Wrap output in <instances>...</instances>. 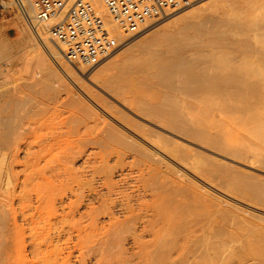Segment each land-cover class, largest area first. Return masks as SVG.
<instances>
[{
    "label": "bare ground",
    "instance_id": "6f19581e",
    "mask_svg": "<svg viewBox=\"0 0 264 264\" xmlns=\"http://www.w3.org/2000/svg\"><path fill=\"white\" fill-rule=\"evenodd\" d=\"M200 3L197 7H192L194 4L186 7L189 9L192 7L190 10L175 14L169 13L167 16L173 15L162 21L158 27L141 35L144 38L141 39L142 42L138 39V42H141L138 46L142 52H147L154 44L159 45L161 49L159 52L157 51V54L160 53L158 59L155 60L156 56L152 54L154 60L153 57H150L151 55L149 57L153 61L150 63L147 59L150 67L146 70H150L151 73L152 69L153 72L151 74L148 72V74L143 71L144 68L142 69L144 73L148 74L150 81L153 80L155 84L161 86L162 90L165 89V94L160 97V101L157 103H152L148 98V87H151L148 78H141L140 81L133 83L131 79L118 76L121 72V74L125 72L126 76L130 74L129 77L131 76V73L128 74L130 71L134 74L135 71L140 73V65L135 66V62L140 58L137 59L133 53L130 55L126 51V55L122 59L111 58L100 67V74L97 77H89L87 81L82 68L74 66L79 72L81 70L79 75L70 71L72 66H62L61 63L59 67L67 73L71 85L62 81L46 57L40 52L43 70L47 71L46 75L49 78L47 76V82L38 81L32 85V90L36 92L35 98L25 97L15 88L13 91H10V88H5L4 92L0 91V97L9 100L6 101V107L1 108L3 111L0 110V249H3V252L9 238L21 237V243L26 233L31 238L30 252H33L36 257L39 252L42 253L43 248L41 249V247L45 245V241L46 244L48 243L46 248H49V244H52V240H49L52 237V225L48 223L47 227L40 226V221L35 218L39 209L45 207L50 208V211L53 212L49 221L53 216L52 219L57 218L62 221H60L61 223H66L71 235L84 238L90 244H94L90 250L98 256L107 251H118L119 253H130V255H147L148 260L142 264H223L224 261L220 262V260L224 259V255L223 259H220L221 256L216 258L214 252L212 254L209 250L188 248L183 245L186 242L185 238L176 237L181 232L173 230V233H169L171 223L158 222L160 217L175 218L173 216H178L182 208H188L187 211H190L189 206L194 205L199 199L201 200L200 191H203V196H205V192H208L205 191L207 189L202 183L201 188L199 185H197L199 187L195 186L198 184L196 179L194 183H191L190 181L194 178L188 181L187 179H185L186 181L178 179L184 178L183 176H187L188 173L191 174L190 171H195V173L201 171L199 173H202V176L206 174V178L216 172L217 174L222 172L221 178L224 179L223 173L227 175L226 172L230 171L229 167L216 164L213 159L204 157L203 160L201 157V160L199 158L198 160L197 153L191 156L185 155L184 150L188 149H185V145L178 139L183 141L189 139L192 141L191 144L223 158L226 156L240 160L243 158V153L234 149L230 142H223V139L226 138L225 132L223 136V132L221 135H213L215 134L213 129L216 128L213 122L216 107L213 92H224L229 98V103L243 107L248 112V116L245 114L247 118H243L245 121L243 119L241 121L243 124L240 123L245 125L243 126V129L246 127L244 131L246 132L247 127L250 126L248 127L249 135L254 136L255 140L257 138L264 139V114H259L264 113L262 111L264 110V53H260L258 50L248 52L250 49H245L238 56L233 57L226 68L211 66V71L206 72L203 65L197 67L198 64L197 66L192 64L194 61L186 60L182 55L183 49L179 46L174 48L171 42L173 47L168 43L169 39L172 40L171 37L177 36L174 35L175 32L171 33L170 29H167L170 26L175 28V25L177 27L181 24V28L177 27L180 31L183 29L182 23L188 22V19L195 13L199 12L197 15L200 16L209 14L208 10L212 6H215V11L218 7L216 13L222 11L219 9L222 6L216 5L217 0L206 3L200 1ZM93 4L104 19L107 29L114 35L115 40L118 37L116 35H119L117 42H121L124 35L119 33L101 1L93 0ZM233 4L229 7H233ZM238 5H240L239 8L235 7L238 13L231 12L230 8L228 16H232V13L233 16L235 13L238 15L241 10L250 8L251 1L243 0V3H238ZM225 12L227 11L225 10ZM28 14L31 15V12ZM222 14L225 15L223 11ZM200 16H197L198 21H202ZM195 17L196 15L194 19ZM167 21L168 25L162 27L161 24ZM194 21L193 23L192 20L190 21L192 25L194 23L196 25L197 22ZM207 21L203 22L207 23ZM262 21H264V16L256 20L250 19L246 25L264 24ZM190 22L186 25H189ZM55 23L56 21H52L45 27L38 28V39L46 44L45 47L51 55L57 57L53 49L55 47L62 58L61 46L52 42L49 36L46 37L48 29ZM199 24L202 23L199 22ZM211 24L213 25V23ZM192 25L191 28L195 32L194 28H198V26L192 27ZM199 26L201 27V25ZM208 26L206 24L203 27L205 29ZM186 29L184 28V31ZM187 31L190 29L188 28ZM48 40L53 44L49 45ZM30 46L39 51L35 44ZM159 46L154 47L158 48ZM222 61L224 60L219 55L217 62L221 64ZM141 67L143 66L141 65ZM196 67L205 69V72L199 71ZM111 69L119 71L118 74L116 73L117 76H113L115 71L112 75ZM109 70H111V74L107 73ZM154 83L152 82V86ZM151 139L156 147L148 144ZM260 144L262 145L261 142ZM246 156L249 157V155ZM109 158H112V165L108 163ZM154 158H158V160L160 158L165 162L169 161L171 164L173 162L175 164L173 167L177 170L175 174L177 177L179 176L176 178L177 180L166 178L168 170L167 172L162 171ZM254 161L251 162L255 163ZM79 163L81 168L76 167ZM185 166L188 168L187 170L184 168ZM225 168L229 171H225ZM115 172L119 173L118 181L113 179ZM203 173L205 174L203 175ZM231 173L233 174V172ZM233 175L229 173L227 176ZM221 178L216 180L220 181ZM226 179L228 178L226 177ZM222 181L220 182L225 183ZM227 182L229 183V180ZM237 182L241 183L242 181L238 180ZM234 184L235 182L232 186ZM236 186L238 184L234 187ZM16 190H19L22 195H20L22 204L18 203L21 206H18L19 212L16 211V208L14 209L12 201L18 194ZM210 197L212 198L211 195ZM202 198L205 201L206 197ZM207 198H209L208 195ZM15 199L19 200L17 197ZM214 199L212 201H215ZM200 202L203 203V201ZM212 204L209 206L211 207ZM195 205L197 206V204ZM213 205L214 208H217L215 207L216 203ZM196 206L193 208L196 209ZM210 207L207 204L205 208ZM205 210L207 211V209ZM211 211L213 212V210ZM207 212L203 213V216H206ZM215 212H213V216ZM210 213L208 212L209 216L212 215ZM189 214L188 216H190ZM19 217L22 218L21 224L18 222ZM203 218L208 224L211 222L207 219L211 221L215 219L211 217L210 219L208 215L207 219ZM207 223L205 227L202 226L203 229L210 226ZM202 224L204 225V222ZM60 230H57L60 231L58 233H61L63 229ZM164 232L165 234H163ZM183 232L185 233L182 230ZM58 233L57 235H59ZM166 236H170V238L167 239ZM21 244L17 247L18 252L24 245L21 246ZM7 245L11 249L8 243ZM253 246H248V255L253 254ZM221 247L225 250V246ZM22 248L25 249V247ZM256 250L259 253L260 249H255L254 252ZM1 251L0 254L2 253L5 257L9 256ZM8 252L5 251V253ZM11 252L14 253V250ZM261 254L264 257V252ZM9 257L6 260L10 259L11 263L8 262L12 264ZM38 258L35 259L38 260ZM35 259L30 262L35 264ZM25 260L23 263L28 264V261ZM39 260L42 262L41 259ZM38 261H36L37 264H40Z\"/></svg>",
    "mask_w": 264,
    "mask_h": 264
},
{
    "label": "rangeland",
    "instance_id": "374dc122",
    "mask_svg": "<svg viewBox=\"0 0 264 264\" xmlns=\"http://www.w3.org/2000/svg\"><path fill=\"white\" fill-rule=\"evenodd\" d=\"M202 1L204 3H206V2L214 1V0H202ZM234 1H236V2H234ZM237 1L238 0H217L216 5L218 4L219 7L222 6L219 9L222 10L223 13H225V15L222 14V11H218V13H216L218 10L217 9L218 5L216 6L217 7L216 11L214 10L215 6L214 7L212 6V8H210V10H208L209 14L206 13L207 11L205 12L206 14L203 16L197 15L199 12L197 14L195 13V15H196L195 19H194L195 15L192 16L195 21L192 19V17L189 19L187 18L188 22L186 21V23L185 22L182 23L183 29H181V30L183 32L181 30L179 31V29H177V27L181 28V24H179V26H177V27L175 25V28H171L172 26H170V28H167V29H170L171 33L175 32L174 35H177V36L173 35L176 38L174 39V37L173 38L171 37L172 40L169 39V42H168L169 45L172 47L174 45V48L175 47L178 48V46H179L181 49H183L182 55H184V58H186V60L187 59H188V61L192 60L191 62L194 61V63H192V64L194 66H197V64H198L197 67H199V66L201 67V65H203L202 67H204L206 69V72L208 70L211 71V69H212L211 66H213V67L218 66V67L226 68L228 66V62L233 57L238 56L239 53L243 52L245 49L251 50V51L249 50L248 52H255L258 50L260 53H264V51H261V50H264V24L260 23V24H253L250 26L246 25V22H249L250 19L256 20V19H259L262 16H264V7H262V5H264V0H249V1H251V7L244 9V10H241V12L238 15H237V13H238L237 10H235V9L239 8L240 5H238V3L242 4L243 0H239L238 2ZM233 3L234 4L237 3V4L234 5ZM200 4L201 3L199 1V3H195L192 7H197ZM232 4H233V7H229ZM192 7H190V9ZM235 7H237V8H235ZM232 8H233V10H232ZM188 9L189 8H184V10L182 9L178 12H174L173 14L179 13L181 11L183 12V11H186ZM228 9H230L231 12L233 11V12H237V13H235L234 16H233V13L232 14L230 13L232 16H228V14H229ZM225 10L227 12H225ZM213 11H215V13H213ZM173 14H171V15H173ZM200 14L202 15V13H200ZM171 15L166 16L161 21L150 25L149 27H147V29H145L141 34H139L137 36H129V35L125 36L124 35L121 42H116L117 50L109 58H107L105 61H103V62H101V63H99L93 67L78 66V68L80 67L84 70V71L82 70L84 72V73L83 72L82 73L85 74L84 76L86 77V81H87V78H89V77H92V78L97 77L100 74V67L104 63H106L108 60H110L111 58L114 57L115 60H120L126 55V52L127 53L129 52L130 55H131V53H133L135 58L136 57H137V59L140 58L137 61L135 60L136 62L133 61L136 63V65H135L136 67L140 65L139 66L140 73H138L139 72L138 70H137L138 72L135 71V74L132 71H130V72H128V74L131 73V76L129 77L130 74L126 76L125 72H123L125 75L121 74L122 73L121 72V73H119L120 75H118V76L119 77L124 76L123 77L124 79H126V78L131 79L133 81V83L140 81L141 78H148V83L151 84V87H148V98H150L152 103L159 102L160 97H162L165 94V89L163 88V90H164L163 91L161 86L155 84L153 80H151L154 83L152 86V82L149 80L150 78L148 77L150 70L147 71L146 69H148V67H150L149 64L154 60L153 56H156L155 60H156V58L157 59L159 58L160 53L157 54V51L159 52L161 50L160 46L157 44H154V46H159L158 47L159 49L152 46V47H150V50H148L147 52H142L139 49L138 45L144 39V38H142L143 36H141L142 34L147 33L150 29L152 30V29L158 27L162 21L166 20ZM235 15H237V16H235ZM197 16H200V18L202 17L201 18L202 21H198L199 19ZM203 17H204V19H203ZM190 19L192 20V23L194 21V22H197L198 25H197V23H196V25H194L195 23L192 25V23L190 22L191 21ZM206 20H208L207 23L203 22ZM189 22L192 25V27L198 26V28H194V30H196L195 32L197 34L193 31L190 24H189L190 27H189V25H186ZM199 22H201L202 24L206 23L207 25H209L208 28L206 27L205 28L206 30H205L204 27L206 24L202 25V24H199ZM165 23L161 24V25H163L162 27H166L168 25L167 24L168 21ZM211 23H213V25ZM262 23H264V21H262ZM183 25H184V27H183ZM199 25H201V27ZM186 26H187V29H186ZM184 28L186 29L185 30L186 32L184 31ZM188 28L190 29V31H187ZM171 29H172V31H171ZM197 29H198V32H197ZM191 30H192V32H191ZM180 32H181V34H180ZM179 34H180V36H178ZM219 34L223 35L222 36L223 38ZM227 34H229V35H227ZM116 36H118L117 37V39H118L119 35H116ZM218 36H220L221 38ZM255 36L257 38H254ZM29 37H30V39H29ZM46 37L48 38V35H46ZM117 39H116V41H117ZM138 39L141 42H138L139 41ZM226 39L229 41H227ZM173 40L176 41V43H174ZM178 40H180V41H178ZM48 42H50L49 45L53 44V43L51 44V41H49V40H48ZM170 42L173 45L170 44ZM32 44H35L36 47L39 49V51L35 47L33 48L32 46H30ZM177 44H179V45H177ZM181 45H183V46H181ZM45 46H46V44L42 43V41L35 38L33 36V34L30 32V30H28V28L25 26V24L21 20L19 14L15 8L13 1L12 0H0V83H1L0 87H1V85L4 84L3 87L0 88V91L4 92L5 88H10V91H13L15 88L18 91H20V93L22 95H24L25 97L35 98L36 92L32 90V88H31L32 85L36 84L38 81L47 82V76H48V75H46L47 71L43 70V64L41 63L42 58L39 56L40 52H42L44 57H46V59L49 61L50 65H52V67L54 68V70L56 71L58 76L62 79V81L67 85H71V83H70V81L66 75L67 73L65 71H62L60 69L59 65L61 66V63H62V66H67V67L72 66V68H70V71H72V72L74 71V72L78 73L79 75H80L81 70L79 72V70L75 69L73 65L65 62L63 60V58L60 57L59 52L55 47L54 48L52 47V48L54 49V52L56 53L57 57H54L53 55H51V53H49L47 51ZM218 48H220V49H218ZM152 50H154V51H152ZM151 51H152V53H151ZM153 52H154V54H153ZM155 53H156V55H155ZM222 54L225 56H223ZM219 55H220V58H222L224 60V61H222L221 64H219L217 62V58H219ZM141 56H142V58H141ZM149 56L153 57V60H151L152 58L150 59ZM147 59L150 61V63H147V62H149ZM139 62L143 63V64H140ZM137 64H139V65H137ZM144 64H145V67H144ZM141 65L143 67H141ZM210 67H211V69H210ZM143 68H144V70H143L144 72H147V73L149 72V73L148 74L144 73L142 71ZM114 69L113 70L111 69L112 75H113V72L115 71L113 76H115L116 73L118 74V72H119L117 69L116 70H114ZM197 69L201 72H205V69L204 70H202L201 68H197ZM111 70H109L107 73L110 72L109 74H111ZM152 72H153V70L151 69V73ZM48 78H49V76H48ZM2 81H3V83H2ZM5 84H7V85L5 86ZM160 88H161V90H160ZM101 90L105 91L104 89H101ZM154 91H155V93H154ZM156 93L158 96L161 95V93H162V95L159 97L158 96L156 97ZM151 94L153 95V97L151 96ZM212 95H213V99L216 103V107L214 110V119H213V122L215 123L216 128L213 129L214 130L213 132L215 133L213 135H217V134L221 135V133L223 132L222 133V136H223L224 132H225L227 139L224 138V139H226V140H224L222 138L223 142L224 141L230 142L231 146L234 149L240 151L241 154L243 153L242 154L243 158H241V160L229 158L227 156H226V158L225 157L223 158L219 155H214L213 153L205 150L204 148H201L197 145L191 144L192 141L191 140L189 141V139H187L188 142H187V140L186 141H183L181 139H178V140H179V142H182L183 145H185L184 146L185 149H188V150H184L185 155L188 154L189 156H191L194 154L196 155V153H197V156H196L197 159L198 158L200 159L201 157L203 158V160H204V157L207 159H213V160H215L216 164H221V165H224L225 167H229L228 169H230V171L227 168H225L226 169L225 171H229V172H226L227 175L230 173V175L234 174L236 176L233 175L230 177V176H227L225 173H223V176L225 175L224 179H226V177L228 178V179H226V181H224V179L221 178L222 172H219L220 174L218 173L220 176L217 174V172L215 173L217 176L215 174H211V175L207 174V175H209V176H207L209 178H206L205 173H203V175L205 174L204 176L201 175L202 173H199L201 171H197L196 173H195V171H190V173L192 175L188 173L187 176H183L184 178L178 179V180L186 181L185 179H187V181H188V180H191L194 178L190 182L194 183V180L196 179L195 181L198 184H195V186H197V185L200 186L202 183L205 186V188L207 189L205 191H208V192H205V196H203L204 195L202 193L203 191L202 192L200 191L202 196L200 197L201 200L200 199L199 200L203 201V203L198 200L197 202H195V204H197L198 207L195 204L190 205L189 206L190 211H187L188 208L187 209L182 208L178 214V216H179L181 213V215L179 217L177 215H176L177 217L173 216L175 218H168V217L162 218V217H160L158 222L171 223L169 233H173V230H175L177 232H181V233H178V235L179 234L180 235L179 236L177 235L176 237H178L179 239L185 238L186 242L184 241L185 244H183V245L188 246V248H192L193 250H209L210 253H212V254L214 252V254L216 255V258H218V257L220 258V256L222 257L224 255V259H223V257L220 258V259H223V260H220V262L224 261V262H222L223 264H264V257H262V254H261L262 252H264V246H261V245H264V244H261L262 242H264V239H262V238H264V168H262V167H264V162H262V161H264V139L260 140L261 138L259 139L256 137L257 139L255 140L254 136L252 137V135H249L248 127H250V126H248V125H246V126H248L247 131L246 132L244 131V129H246V127H244V129H243V126H245V125H241L240 123H242L241 121H243L245 119V117H246L245 114H247V116H248V112L245 109H243V107H239L237 105L235 106V103H232V104H231V102L229 103L228 102L229 98H228L227 94L224 92L217 91V92H213ZM151 97H152V99H151ZM0 100L2 102L5 101L3 103L0 101V110H2L1 108L4 109L7 105L6 101H9V100L7 98L2 99V97H0ZM187 102H188V100H187ZM262 111H264V110H262ZM259 114H264V113H259ZM246 135L249 136L250 138H253V139L251 140ZM151 140H152V142H149ZM151 140L148 141V144L156 147L153 144V139H151ZM260 142L262 143V145L260 144ZM244 152L245 153L247 152V153L245 154ZM245 155H249V157L248 156L245 157ZM254 158H255V161H254ZM111 159L112 158L108 159V163L110 165H112ZM170 159H172L173 161H175L176 163L179 164V162H177L175 159H173L171 157H170ZM154 160L158 163L157 166L160 167L162 169V171L164 170V172H167V170H168V173H166V175H165L166 178H171V179L173 178V179L177 180L176 178H178L179 176L177 177V174H175L177 170L174 169L173 166L175 164L173 162L171 164V163H169V161L165 162V160H161L160 158H159V160H158V158H154ZM251 161H254L255 163H253ZM76 167L81 168V164L80 163L77 164ZM184 168H186V166ZM187 169L188 168H186V170ZM231 172H233V174ZM170 174H172V175L170 176ZM193 175H194V177H193ZM212 175H215V176H212ZM118 176H119V173H117V172H115L113 174L114 181H118L120 179ZM167 176H170V177H167ZM210 177L212 179L215 177V179L212 180ZM234 177H236L234 180H237V181L241 180L242 181L241 183L243 185L237 181H234L233 180ZM218 178H221L223 181L222 180H220V181L225 182V183H221L220 181H218L219 180ZM230 178H232L231 179V181L233 180L232 182L230 181ZM216 179H218V180H216ZM228 180H229V183L233 184L235 182V184L233 186H232V184L230 185L227 182ZM226 183H227V186H226ZM236 183L238 184V186L234 187L235 185H237ZM254 185H255V188H254ZM199 186H197V187H199ZM237 187H238V189H237ZM200 188H201V186H200ZM16 193H18V194H16ZM16 193L15 194L17 196L16 195L15 196L17 198H19V200L15 199L16 197L12 196V197H14L12 201L14 204V209L16 208V211H18V210H20L19 207H21L20 205L22 204V201H21L22 195H21L19 190H16ZM207 195L209 198H207ZM210 195L212 196V198L210 197ZM202 197H206L208 199L207 200L205 198V201L207 200L206 203L209 202V203H207L208 207H210L209 205L211 203H213V204L216 203L215 207H217V208H214L213 204L210 208H205L207 206V204L205 203V201L203 200ZM214 197H216V198L214 199ZM213 199L215 201H212ZM195 206H196V209L193 208ZM199 206H200L201 210L199 209ZM203 206H204V208L202 209ZM205 209H207V211L209 213L212 212L211 210H213V212L216 211L217 213L215 212V214L213 216V212H212V213H210V215L211 214L212 215L209 216L208 212ZM209 209H211V210H209ZM182 210H184V211H182ZM203 210L207 212L206 216L205 215L203 216V213H206ZM184 212H186V213L189 212V213H191V214L193 213V214L192 215L189 213L185 214ZM52 213L53 212L50 211V208L43 207V208H40L39 212H37L35 215L36 220L40 221V224H39L40 226H43V227L46 226L47 227L48 223H49L50 225H52V232L54 233L53 234L51 232L52 237L51 236L50 237L52 239L47 238L49 240H52L51 241L52 244H49L50 246L52 245L51 246L52 248L50 246H49V248L48 247L46 248V245L48 246V243L46 244V241H45V245H42V247H41V249L43 248L41 250L42 253L39 252V254L37 255V257H39L38 260L41 259L42 262L40 260L39 261L36 260L35 258H37V257L35 256V254L33 252L32 253L30 252V239L31 238L29 237L28 233H26V235L24 236V239L22 240V242H24V243L21 242L22 244L20 243L21 237L15 236L12 239L9 238L10 243H9V240L7 239L8 241H6V242L10 245L9 247L11 249L8 248V245L6 243L5 249H7V250L4 249V252H3V249H0V251L2 250L1 252H3V254H5V255L8 254L9 256H11V255L12 256L11 257H9V256L5 257L1 253L0 256H1V258L2 257L3 258L2 259L0 258V263L2 261V264L5 262H7L9 264L10 259L6 260V258H8V257L11 258L12 264H18V263L24 264L23 263L24 259H26L25 260L26 262L28 261L27 262L28 264H30V263L34 264L32 261L30 262V260L34 261V259L36 261H38V263L40 262V264H142L143 262L148 260L147 255L146 256H144V255H130V253L125 254V253H119L118 251H112V252L107 251V252L102 253L101 256L95 255V254H93L92 250H90L94 244H90L84 238H79V237H76L74 235H71L68 232L69 231L67 228L68 225L66 223H64V222L61 223L62 221L57 220V218L52 219L53 216L51 217V221H49L50 220L49 217L52 215ZM183 214H184V216H183ZM188 214L190 216H188ZM207 215L209 218L210 217L215 218V219H213L214 222L211 220H208ZM203 217H206L207 221L211 222L209 224L206 222L208 226L210 225L209 227H206V229H203V227H202V226H204V227L206 226V223L204 221L205 219ZM18 222H19V224L22 223L21 217H19ZM203 222H204V225L202 224ZM61 228L63 229L62 232L58 233L61 231L60 230ZM55 230H56V232H55ZM57 230H60V231H57ZM182 230L185 231V233L184 232L182 233ZM57 233L59 235H57ZM163 234H165V232ZM57 236H59V237L57 238ZM166 237H167V239L170 238V236H166ZM44 239H46V238H44ZM257 240H259V241L261 240V241L259 242ZM42 241H44V240H42ZM38 243H39V241H38ZM19 244H21V246L24 244L22 247H25V249L20 247L21 251L18 252L17 247H19ZM249 245H251V246L254 245L253 246L254 250L260 249L262 251L260 252V250H259L258 251L259 253H257V250H256L255 252L258 254L257 255L253 250V254L255 253L256 255L255 254L254 255L253 254L248 255L247 251H248ZM221 246H225V250ZM12 247H13V249H12ZM22 249H24V250H22ZM9 250H11V251L14 250V253L9 251ZM5 251H7V252L9 251V252L5 253ZM249 254H251V253H249ZM225 258H226V260H225ZM36 261H35V264H37ZM225 261H226V263H225Z\"/></svg>",
    "mask_w": 264,
    "mask_h": 264
},
{
    "label": "built area",
    "instance_id": "2783aa9c",
    "mask_svg": "<svg viewBox=\"0 0 264 264\" xmlns=\"http://www.w3.org/2000/svg\"><path fill=\"white\" fill-rule=\"evenodd\" d=\"M35 38L38 28L52 21L49 39L62 48V58L73 66L93 67L116 50L114 35L94 7L93 0H12ZM119 33L141 34L147 26L202 0H100ZM65 11V13H63ZM31 12V15L28 14Z\"/></svg>",
    "mask_w": 264,
    "mask_h": 264
}]
</instances>
